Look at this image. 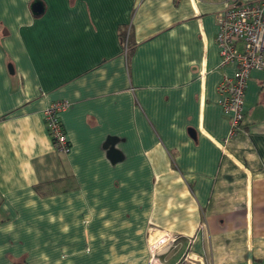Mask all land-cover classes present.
<instances>
[{
	"label": "crops",
	"instance_id": "obj_1",
	"mask_svg": "<svg viewBox=\"0 0 264 264\" xmlns=\"http://www.w3.org/2000/svg\"><path fill=\"white\" fill-rule=\"evenodd\" d=\"M231 1L0 0V264H147L162 232L165 264H264V70L230 135Z\"/></svg>",
	"mask_w": 264,
	"mask_h": 264
},
{
	"label": "built area",
	"instance_id": "obj_2",
	"mask_svg": "<svg viewBox=\"0 0 264 264\" xmlns=\"http://www.w3.org/2000/svg\"><path fill=\"white\" fill-rule=\"evenodd\" d=\"M216 42L221 64H235L233 75L219 85V90L224 92L221 105L225 112L230 113V135H233L242 126L244 92L249 72L252 69L264 70V0L241 4L228 2L217 15ZM67 106L66 100H57L43 111L54 146L62 152H68L70 144L58 113ZM177 237L168 232L154 234L149 242L147 264H165L161 256L175 245ZM174 264H206V260L203 255L186 250Z\"/></svg>",
	"mask_w": 264,
	"mask_h": 264
}]
</instances>
